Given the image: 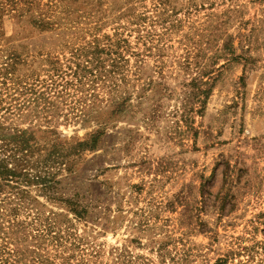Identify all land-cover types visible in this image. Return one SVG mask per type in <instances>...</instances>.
<instances>
[{"label":"rangeland","instance_id":"1","mask_svg":"<svg viewBox=\"0 0 264 264\" xmlns=\"http://www.w3.org/2000/svg\"><path fill=\"white\" fill-rule=\"evenodd\" d=\"M1 124L0 250L264 264V0H0Z\"/></svg>","mask_w":264,"mask_h":264},{"label":"trees","instance_id":"2","mask_svg":"<svg viewBox=\"0 0 264 264\" xmlns=\"http://www.w3.org/2000/svg\"><path fill=\"white\" fill-rule=\"evenodd\" d=\"M31 96L28 99V102L30 105L33 103L39 102V100L44 99V95L33 93V91L30 92ZM0 128H3V125H0ZM25 132H21L20 135H16V138H24ZM30 139L26 140V143L29 144ZM1 178V173H0ZM51 235V234H50ZM55 239L58 241V237H55ZM34 249L31 251V254L29 256H23L20 254V252L16 250L12 251H3L0 250V264H48V260L43 254H42V246L40 243H36V245L33 246ZM225 261L222 259L217 260L216 264H224ZM65 264V262L63 263ZM125 264H133L131 262V259H127L125 256ZM138 264V263H137ZM145 264V263H144Z\"/></svg>","mask_w":264,"mask_h":264}]
</instances>
